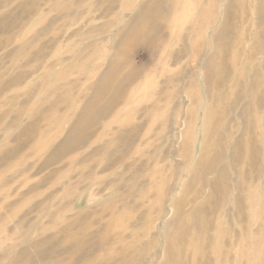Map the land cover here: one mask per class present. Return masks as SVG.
<instances>
[{
  "label": "rangeland",
  "instance_id": "374dc122",
  "mask_svg": "<svg viewBox=\"0 0 264 264\" xmlns=\"http://www.w3.org/2000/svg\"><path fill=\"white\" fill-rule=\"evenodd\" d=\"M143 1L0 0V264H165L198 205L207 227L193 247L210 264H223L218 250L264 264V0H201L210 26L180 59L172 39L196 10L169 16L165 1L170 32L126 50L121 71L141 78L88 127L89 86L112 70L119 25ZM206 139L245 156L213 161V145L195 166Z\"/></svg>",
  "mask_w": 264,
  "mask_h": 264
},
{
  "label": "bare ground",
  "instance_id": "6f19581e",
  "mask_svg": "<svg viewBox=\"0 0 264 264\" xmlns=\"http://www.w3.org/2000/svg\"><path fill=\"white\" fill-rule=\"evenodd\" d=\"M165 1H166V4L168 3L169 16H171L173 13H176L177 10L181 12L182 11L190 12V11H193V9L196 10L195 18L191 20L192 18L191 17L189 20L186 21L187 23L184 21L181 25L183 28L185 24L186 27H188L187 29H189V31L185 34L182 33L178 39L177 37L172 39V40H175L176 43H181L182 45L180 48V51L176 55L177 58L179 59L182 58L184 56L185 51H187L188 46L183 45V43L186 42V40L190 39L189 36L191 35V33H192L191 37H193L194 35H198L201 38V34L204 33L202 31L205 30V28H208L210 26V20L202 19V21H200V19L204 17V13H205V11L201 7L202 5L200 4L201 0H193V1L188 0V2H186L187 0H146L140 4V8L133 9L132 11L137 12L134 15L133 20L126 22L125 24H120L119 34L114 39V42L116 44H119L121 46V49L117 50L114 53V55L118 56V59L117 61L113 60V65L110 64L112 70L108 73L107 76L105 77L101 76L96 83H93L92 85L89 86V89L91 91L95 90L98 92L95 93L94 97L91 100V108L93 110L96 109V112L94 113L95 115L92 114L91 116H89V119L91 120V122L88 120L89 122L86 123V126L88 125V127L89 126L94 127L97 119L101 117H105L107 114L112 112L119 104L127 101V99L129 98V96L126 95L125 89H127L131 84L140 80L141 72L130 70L128 73L126 72L123 73L121 71L126 66V63H127L126 54H125L126 50L129 47L134 46L136 44H140V43H143L149 40L151 41L155 40L156 39L155 36L160 30H163L165 34H167L168 31L170 32V28L168 27V21L167 20L165 21L162 19L164 17L162 14L165 12L161 8V6L165 4ZM242 2H245V0H242ZM228 6L232 7L231 0H229ZM165 14L167 15V13ZM228 15L233 16V13H230ZM241 38H242L241 35H237L235 37L234 42H233L235 47H239L242 45ZM206 48L208 49V46L206 47L205 42L202 41L201 48L199 49V51L201 52L202 50H205ZM199 55H200L199 53L196 54V56H199ZM219 56H220L219 52H217V54L214 53V55L212 56L213 58L212 60L214 61V59ZM219 71H217L214 75H210L206 77V79L210 80V84L214 87H218L219 85V80L221 76ZM201 81L202 82L204 81L203 77ZM172 82L173 81L171 79L167 78L165 83L163 84L166 87L167 86L166 83L170 84ZM212 96H213V100L216 101L218 95L212 94ZM197 106L200 109L199 113L200 111H202L203 108L206 109V106H204V104L201 101L196 100V107ZM154 108H156V106H153V109ZM197 114L198 113H196V115ZM208 118L210 121L212 120L211 115H208ZM209 126H210L209 122L205 121L203 123L204 133L209 132V129H210ZM79 127L81 128V126L79 125L77 127L78 128L76 130L77 133L80 132ZM80 141H82V138L79 137L76 140V142L79 143ZM235 141L236 140L233 141L234 144L236 143ZM210 145L211 143H209L208 140L206 139L204 142V146L202 147L200 153L198 154L197 161H195L196 162L195 166H197V162L203 161V158L205 157L206 154L212 152L213 145H214L213 151L215 152L214 153L215 159L213 161H232V162L241 161V159L244 158L245 156L244 150L238 149L235 152L231 150L232 143H226L225 145H222L221 151L219 150L218 152L216 151L215 143L214 144L212 143L211 147ZM229 151H231V154H227ZM232 162L228 164V167L231 166ZM209 170L212 171L211 169ZM201 173L206 175V173L204 172H201ZM223 174L220 175V178H222L223 176L225 177V175ZM206 184H208V182L203 180V186ZM200 209H201V205H198V207L194 209L192 213L190 212L189 214L185 215L186 222L176 242L177 248L173 250V247L169 245L164 250V252L167 253V255H170L171 257V262L169 260V262H166L165 264H188L189 257L195 260V262H199L201 264H210L207 258V255L205 256H203L202 254L200 255L199 252L197 251L199 249H195L193 247V246L198 245L200 246L201 251L203 250L207 222L205 221L206 224H204L203 221H200L199 223L196 221L197 218H198L197 220H199V216L196 217L197 214L195 210H200ZM195 225H196V228L194 229ZM199 225H203V226H199ZM196 231H199L198 233L200 234H196L197 233ZM220 238L221 237L219 236L218 237L219 245L221 242ZM228 241L230 242L231 240L229 239ZM195 242H198V243L194 245ZM215 254H218L215 261H219L223 264H228L227 252L221 253L218 250L217 252H215ZM121 264H125V263L122 262ZM138 264H151V262L148 261L147 263H138Z\"/></svg>",
  "mask_w": 264,
  "mask_h": 264
}]
</instances>
